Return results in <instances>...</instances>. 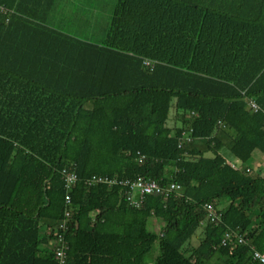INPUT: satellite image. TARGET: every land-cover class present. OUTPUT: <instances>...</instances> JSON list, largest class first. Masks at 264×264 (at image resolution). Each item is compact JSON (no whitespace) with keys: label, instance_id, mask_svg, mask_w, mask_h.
Here are the masks:
<instances>
[{"label":"trees","instance_id":"obj_1","mask_svg":"<svg viewBox=\"0 0 264 264\" xmlns=\"http://www.w3.org/2000/svg\"><path fill=\"white\" fill-rule=\"evenodd\" d=\"M56 1L0 0V264H58L66 209L65 264H145L155 242L153 264H261L264 0H116L100 41L50 25ZM92 176L163 192L133 207Z\"/></svg>","mask_w":264,"mask_h":264},{"label":"built area","instance_id":"obj_2","mask_svg":"<svg viewBox=\"0 0 264 264\" xmlns=\"http://www.w3.org/2000/svg\"><path fill=\"white\" fill-rule=\"evenodd\" d=\"M0 13H7V10L0 6ZM7 17V15H6ZM7 21V18H6ZM143 64L147 67H152L153 62L151 60H144ZM247 105L249 106L250 109L256 111L258 110V107L256 106L255 102L253 99H249ZM185 141H189L190 138L184 136ZM179 145H181V139L179 140ZM144 158V156H141V159ZM233 166V165H232ZM234 167V166H233ZM60 179L64 184L65 189L67 192L72 188V186L75 184L77 181V174L74 170L73 167H63L60 171ZM87 185H93V184H106L108 186H114V185H120L123 187L128 188V196H126V199L130 205L133 207H139L146 195H151V194H159L162 193L163 190L159 187V185L150 180H142V179H137L134 181L131 180H117L116 178H107V177H102V176H92L91 178L86 180ZM178 186L171 184L168 189H166V192L171 191L172 189H176ZM167 194V193H166ZM65 203L66 205L70 204V196L69 194H66L65 196ZM206 211H207V219L210 220V222H216L218 220L219 215L217 214L216 210L210 206H206ZM69 211L68 209L65 210L64 212V220L55 228V234H56V246H55V259L58 264H65L66 263V257H67V249L68 246L64 242V238L59 233L60 230H65L66 229V221L69 218ZM225 237H229V234L226 233ZM224 242V240H223ZM239 243L243 242V238L239 237L238 239ZM252 257L253 259H256L259 261L261 264H264V254L259 253L256 250H252Z\"/></svg>","mask_w":264,"mask_h":264},{"label":"crops","instance_id":"obj_3","mask_svg":"<svg viewBox=\"0 0 264 264\" xmlns=\"http://www.w3.org/2000/svg\"><path fill=\"white\" fill-rule=\"evenodd\" d=\"M64 0H57L56 5L51 13V19L48 20L50 25L56 26L61 29L72 30L79 35H83L84 39L92 41H100L106 34L104 29V15L103 12L107 11L109 7L98 3V0H82V7L78 10L77 13H80L81 16L76 15L72 11H61L60 9H65L62 7ZM95 2L96 4L94 5ZM91 3V8L87 7ZM83 5H86L83 8ZM115 5V2H114ZM114 7V6H113ZM113 7H110L113 9ZM110 11V15L112 12ZM84 11L86 13H84ZM90 12V13H88ZM70 15V16H68ZM110 15L108 18H110ZM109 24V23H108ZM108 26V25H107ZM107 30V29H106ZM31 48V47H30ZM173 113V111H171Z\"/></svg>","mask_w":264,"mask_h":264},{"label":"rangeland","instance_id":"obj_4","mask_svg":"<svg viewBox=\"0 0 264 264\" xmlns=\"http://www.w3.org/2000/svg\"><path fill=\"white\" fill-rule=\"evenodd\" d=\"M114 2H116V0H98V3L105 5L106 7H109V9L107 11L103 12L104 26L106 25V28L104 29V31H106V29L108 27L107 26L109 23L108 17L110 15V11L112 9L110 7L114 6ZM93 3H94V5L96 4L95 2H93ZM85 6L86 5H83V8ZM91 6H92L91 3L87 5V7L89 9L91 8ZM62 7H65L66 10L61 8L60 9L61 11H67L68 10V11H72L73 13H77L78 10L82 7V0H64ZM84 13H86V12L84 11ZM88 13H90V12H88ZM74 15L75 16L76 15L81 16L80 13H77ZM68 16H70V15H68ZM77 18H80V17H77ZM72 33L74 35L84 39L83 35H79L76 32H72ZM171 111H173V113L172 112L170 113L169 125L173 124V118H174V110L172 109ZM209 155H210V153H209ZM248 163L254 169L255 173H259V174L264 175V157L261 156V153L259 151H255L254 155L251 156ZM162 226H163V223L160 220L155 219L153 217L148 219L147 229L149 231L159 233ZM201 236H203L202 235V228H198L195 235L188 241V243L185 245V247L186 248L191 247V246L194 247L195 245H197ZM158 254H159L158 242H155V244L153 245L152 251L147 255V261L145 264H153L155 258L158 256Z\"/></svg>","mask_w":264,"mask_h":264}]
</instances>
